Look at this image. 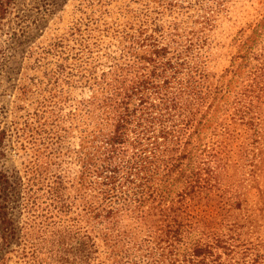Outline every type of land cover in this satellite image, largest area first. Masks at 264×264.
Returning <instances> with one entry per match:
<instances>
[{
  "label": "trees",
  "instance_id": "1",
  "mask_svg": "<svg viewBox=\"0 0 264 264\" xmlns=\"http://www.w3.org/2000/svg\"><path fill=\"white\" fill-rule=\"evenodd\" d=\"M154 1L123 29L96 93L72 112L78 192L67 193L70 179L58 174L49 193L76 218L54 226L46 259L34 243L13 247L21 237L8 209L15 192L0 170V264L264 258V0L256 22L234 35L219 74L217 48L225 44L216 30L243 0ZM12 2L0 0V13ZM167 11L187 17L168 21Z\"/></svg>",
  "mask_w": 264,
  "mask_h": 264
},
{
  "label": "rangeland",
  "instance_id": "2",
  "mask_svg": "<svg viewBox=\"0 0 264 264\" xmlns=\"http://www.w3.org/2000/svg\"><path fill=\"white\" fill-rule=\"evenodd\" d=\"M260 2L236 3L231 18L221 19L216 38L225 46L217 48L218 74L230 64L236 47L228 45L236 32L256 22ZM147 5L150 11L158 6L154 0H13L0 13V170L15 192L8 209L19 226L20 243L13 245L19 252L34 243L43 258L54 226L76 218L73 210H58L49 193L58 174L72 183L67 193L78 192L80 135L72 112L96 93L121 32ZM164 13L168 21L182 20ZM261 178L264 184V169ZM261 223L264 237V219ZM259 252L264 257V249Z\"/></svg>",
  "mask_w": 264,
  "mask_h": 264
}]
</instances>
